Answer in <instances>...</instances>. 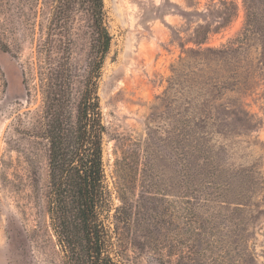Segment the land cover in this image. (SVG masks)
I'll return each mask as SVG.
<instances>
[{
	"label": "rangeland",
	"instance_id": "rangeland-1",
	"mask_svg": "<svg viewBox=\"0 0 264 264\" xmlns=\"http://www.w3.org/2000/svg\"><path fill=\"white\" fill-rule=\"evenodd\" d=\"M103 7L107 253L116 264H264V0ZM92 44L79 0H0V264H70L48 206L45 111L62 73L74 121Z\"/></svg>",
	"mask_w": 264,
	"mask_h": 264
},
{
	"label": "trees",
	"instance_id": "trees-1",
	"mask_svg": "<svg viewBox=\"0 0 264 264\" xmlns=\"http://www.w3.org/2000/svg\"><path fill=\"white\" fill-rule=\"evenodd\" d=\"M90 20L93 44L84 89L72 120L61 99L57 73L48 97L46 139L51 197L49 211L70 264H116L106 251L108 233L99 219L108 194L104 186L97 82L109 53L111 36L103 0H79ZM64 71V70H62Z\"/></svg>",
	"mask_w": 264,
	"mask_h": 264
},
{
	"label": "bare ground",
	"instance_id": "bare-ground-1",
	"mask_svg": "<svg viewBox=\"0 0 264 264\" xmlns=\"http://www.w3.org/2000/svg\"><path fill=\"white\" fill-rule=\"evenodd\" d=\"M122 84L121 82H119V85Z\"/></svg>",
	"mask_w": 264,
	"mask_h": 264
}]
</instances>
